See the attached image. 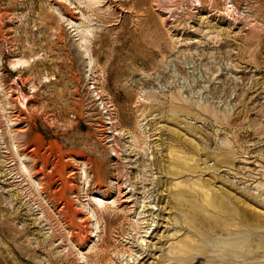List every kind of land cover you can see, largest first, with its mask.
I'll return each mask as SVG.
<instances>
[{
  "label": "rangeland",
  "instance_id": "obj_1",
  "mask_svg": "<svg viewBox=\"0 0 264 264\" xmlns=\"http://www.w3.org/2000/svg\"><path fill=\"white\" fill-rule=\"evenodd\" d=\"M227 255L264 264V0H0V264Z\"/></svg>",
  "mask_w": 264,
  "mask_h": 264
},
{
  "label": "bare ground",
  "instance_id": "obj_2",
  "mask_svg": "<svg viewBox=\"0 0 264 264\" xmlns=\"http://www.w3.org/2000/svg\"><path fill=\"white\" fill-rule=\"evenodd\" d=\"M29 62L28 61H26V60H17L15 63H14V66L17 68L18 66H21V67H24L25 65H27ZM19 68V67H18ZM146 155V154H145ZM170 155L172 156V161L170 162V165H172V166H174V168H170L169 170L171 171V172H173L174 174L173 175H176L177 173H179L178 172V170L180 169V168H182L183 167V162L186 160V158L184 157V154H182V152H181V154H180V152L179 151H177V150H175V149H172V150H170ZM22 164V163H21ZM20 164V165H21ZM21 168V167H20ZM27 167H25L24 169H26ZM85 169H86V167L84 168V166L83 165H81V171H82V173L81 174H85ZM158 169H160V168H158ZM23 170V169H22ZM80 170V169H79ZM26 171V170H25ZM179 175V174H178ZM83 176V175H82ZM85 176V175H84ZM81 177V176H80ZM88 181V180H87ZM150 180L148 179V176H147V174L144 176V179H143V182H144V184H145V182H149ZM84 182V181H83ZM174 185L176 186V188L179 190V192H183V188L184 187H181V185H179L178 183H174ZM194 186V185H193ZM134 185H132V184H129L128 185V187L127 188H129L130 190L127 192V195H129L130 193H134ZM126 188V189H127ZM145 188V187H144ZM200 188V187H199ZM192 190H193V188H192ZM210 189H207V190H204L203 191V193L201 194V201L203 202V206H204V208L205 209H214L215 210V206H216V203H217V201L219 200V198H221L220 197V195H217V194H210L209 191ZM194 191H196L195 189H194ZM136 192V191H135ZM132 193V194H133ZM184 193V192H183ZM150 196L148 195L147 197H146V199H148ZM174 249V248H173ZM175 249H177V248H175ZM191 255V254H190ZM188 257H190V256H188ZM179 260V259H178ZM221 261L222 262H224V264L225 263H229V264H231V261H232V257L231 256H229V255H227V257H222V259H221ZM213 264H218V263H216L215 261H213L212 262Z\"/></svg>",
  "mask_w": 264,
  "mask_h": 264
}]
</instances>
